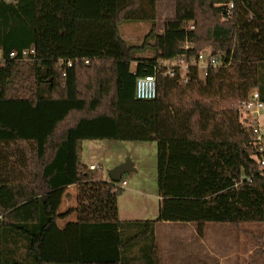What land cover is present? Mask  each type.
Returning a JSON list of instances; mask_svg holds the SVG:
<instances>
[{
	"label": "trees",
	"instance_id": "16d2710c",
	"mask_svg": "<svg viewBox=\"0 0 264 264\" xmlns=\"http://www.w3.org/2000/svg\"><path fill=\"white\" fill-rule=\"evenodd\" d=\"M159 1L0 0V264H160L157 222L201 237L208 223L264 222L260 155L238 109L253 90L264 102V0H172L160 29ZM126 22L150 24L140 44L121 35ZM207 48L222 65L206 77L158 68ZM150 74L157 98L137 99ZM104 139L156 141L157 219L121 220L122 181L81 161L85 140ZM66 187L75 204L59 213L52 193ZM71 215L78 246L57 237L46 259L41 245Z\"/></svg>",
	"mask_w": 264,
	"mask_h": 264
},
{
	"label": "rangeland",
	"instance_id": "374dc122",
	"mask_svg": "<svg viewBox=\"0 0 264 264\" xmlns=\"http://www.w3.org/2000/svg\"><path fill=\"white\" fill-rule=\"evenodd\" d=\"M174 13V1H159L157 14L159 29L163 28L166 19L173 17ZM149 29L150 24L147 22H126L120 26L121 35L129 44H140ZM209 49H205L204 52L208 53ZM147 54L148 52L138 53L137 57ZM132 67H135V63ZM242 117L248 115L243 113ZM262 119L264 121V109ZM126 161L135 162L137 171L125 173L123 179H127L132 185L137 184L144 189L147 196L128 195L129 186H123L124 190L118 197L120 208L135 211L140 218L157 219V213L151 214V210L158 209L159 205L156 141L104 139L83 142L82 162L88 166L91 164L99 166L98 170L102 171L104 177L108 176V172L116 164ZM75 196L74 187L69 191L53 192L55 210L61 213L72 207L75 204ZM73 221L70 216L58 220V226H55L41 245L46 259L54 256L57 251V238L53 241L54 236L64 237L63 233L72 226ZM156 224L158 226L156 245L160 249L161 264H264V222H244L238 226L229 223H208L203 238L197 231L192 233L188 227L180 230V225H163L161 222ZM68 235L70 236L69 231ZM69 246L75 248L78 244L72 238L69 240Z\"/></svg>",
	"mask_w": 264,
	"mask_h": 264
},
{
	"label": "built area",
	"instance_id": "2783aa9c",
	"mask_svg": "<svg viewBox=\"0 0 264 264\" xmlns=\"http://www.w3.org/2000/svg\"><path fill=\"white\" fill-rule=\"evenodd\" d=\"M16 1V0H8ZM30 53H35L34 48L23 51L22 56L27 57ZM11 58L16 56L15 52L9 54ZM158 68L162 65L165 68L164 75L175 77L177 75L176 69L180 71L179 80L187 81L188 71L191 67H196L202 77H206L210 68H217L222 65L218 56L212 54L210 51L205 53L202 51L197 57H188L185 54L172 58L161 59L158 61ZM68 66H72V62H68ZM157 70V67H155ZM135 96L141 100H153L158 96V84L156 74L137 77L135 86ZM239 111L247 114L244 117L246 125L252 127L255 134V144L257 154L259 153L258 162L260 165V174L264 176V125L262 123V110L264 109V102L260 98V93L253 90L249 93L247 98L238 104ZM91 169H100L99 166L90 165ZM127 181L121 182V186H126Z\"/></svg>",
	"mask_w": 264,
	"mask_h": 264
},
{
	"label": "crops",
	"instance_id": "0c3cea01",
	"mask_svg": "<svg viewBox=\"0 0 264 264\" xmlns=\"http://www.w3.org/2000/svg\"><path fill=\"white\" fill-rule=\"evenodd\" d=\"M262 123L264 125L263 119H262ZM81 161H82V156H81ZM118 164H120V163H118ZM118 164H116V165H118ZM91 165H93V164H91ZM133 167L135 168L134 171H137V165H136L135 162H133ZM103 179H105V180H111V176L109 175V172H108V176H105V177L103 176ZM124 180L127 181L126 186H129V188L127 190L128 195H140V196L146 195L144 189L140 188L137 184L136 185H132V184H130V182L127 179H123V177H122V180L121 181H124ZM126 186H124V187H126ZM71 188L72 187H66V188L59 189V190L69 191ZM158 195H159V192H158ZM159 204H160V196H159ZM147 205H149V204L147 203ZM120 206L121 205L119 204V200H118V213H119V218L121 220H144V218H147V217H141L140 218L139 217L140 215H138L137 212H135V211L134 212H131V211H127L125 209L122 210L120 208ZM144 209L146 210L145 207H144ZM154 213H157V214L159 213V205H158V209L156 208V209H152L151 210V214H154ZM142 214H144V213H142ZM151 216H154V215H151ZM70 217H72V219H74L73 224H72V226L70 228H68L66 230L65 233H63V234H65V236L64 237H61V238L64 239V240H66L68 243H69V240H71L73 238V241L74 242H77V244H78L77 218H76V215H71ZM150 218H153V217H150ZM161 224H163V225H178V226L180 225V227H181L180 230H185V228L188 227V229H190L192 231V233H197L196 232L197 231V225L196 224L193 225V226L191 225V223H183V222H161ZM157 227L158 226L156 224V227H155L156 244H157ZM68 231L70 232V236L68 235ZM54 237L55 238L53 239V241L56 240V238L58 236H54ZM201 238H203V237H201ZM158 250H159V255H160V249H158ZM160 257H161V255H160ZM160 264H161V259H160Z\"/></svg>",
	"mask_w": 264,
	"mask_h": 264
},
{
	"label": "water",
	"instance_id": "95a60500",
	"mask_svg": "<svg viewBox=\"0 0 264 264\" xmlns=\"http://www.w3.org/2000/svg\"><path fill=\"white\" fill-rule=\"evenodd\" d=\"M133 163L131 161L122 162L110 170L111 180L120 182L125 173L133 171Z\"/></svg>",
	"mask_w": 264,
	"mask_h": 264
}]
</instances>
